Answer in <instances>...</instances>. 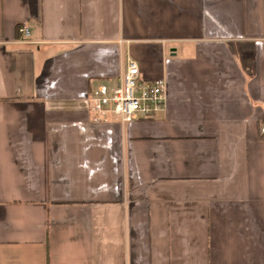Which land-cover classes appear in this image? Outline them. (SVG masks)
I'll return each mask as SVG.
<instances>
[{"label": "crops", "instance_id": "crops-1", "mask_svg": "<svg viewBox=\"0 0 264 264\" xmlns=\"http://www.w3.org/2000/svg\"><path fill=\"white\" fill-rule=\"evenodd\" d=\"M261 123L264 0H0V264H264Z\"/></svg>", "mask_w": 264, "mask_h": 264}, {"label": "built area", "instance_id": "built-area-1", "mask_svg": "<svg viewBox=\"0 0 264 264\" xmlns=\"http://www.w3.org/2000/svg\"><path fill=\"white\" fill-rule=\"evenodd\" d=\"M16 32L21 42L30 35L25 23H19ZM165 89L164 78L145 79L135 59L127 57L124 70L112 89L101 87L92 91L91 108L98 114L112 112L123 123L139 116L150 118L164 110ZM259 135L264 138V123L259 125Z\"/></svg>", "mask_w": 264, "mask_h": 264}]
</instances>
